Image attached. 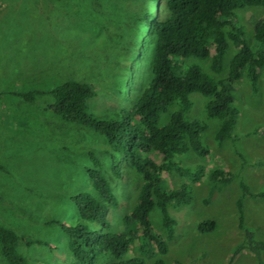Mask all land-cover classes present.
<instances>
[{
  "label": "rangeland",
  "instance_id": "rangeland-1",
  "mask_svg": "<svg viewBox=\"0 0 264 264\" xmlns=\"http://www.w3.org/2000/svg\"><path fill=\"white\" fill-rule=\"evenodd\" d=\"M108 4L109 0H0V226L21 238L17 252L26 264H77L69 252L65 232L49 223H76L78 212L71 198L77 194L90 193L101 199L87 173L90 154L100 160L101 171L107 174L119 201L118 208L108 209L110 231L127 233L134 229L127 228L124 219L136 204L142 178L127 169L124 154L115 151L99 133L57 116L50 94L56 87L75 80L92 86L95 95L87 101V113L95 117L109 119L132 108L149 81L148 64L138 54L135 71H140L139 76L136 79L134 71L125 79L126 90H118L122 75L117 69L119 75L114 73L115 61L108 64L105 57L115 50L116 29L112 24L117 23ZM150 8L153 11V4ZM236 14L233 23L245 32L251 46L264 9L247 7ZM144 34L148 36L146 31ZM235 53L230 43L219 73L211 70L210 60L191 58L185 66L198 65L205 75L218 81L226 77ZM29 94H33L32 101L21 97ZM231 94L238 112L236 125L231 137L222 142L215 138L221 129L220 121L210 118L205 109L209 98L197 93L190 96L193 107L187 118L206 124L201 142L210 155L200 157L187 151L176 156L177 163L199 171L184 177L173 170L162 175L164 191L187 185L192 197L190 206L169 208L176 226L168 253L156 256L148 245L147 253L141 257L138 241L132 243L124 259L140 256L143 264H153L157 257L167 264H229L243 240L237 206L241 184L248 188L243 201L246 227L254 239L264 242V69L256 88L244 78L232 87ZM169 116L162 115L159 126L167 125ZM154 157L160 163L161 158ZM114 160L120 169L118 179L111 171ZM217 170L230 174V182L214 185L210 172ZM198 176L201 180L195 182ZM150 221L154 231L165 236L157 207ZM205 221L215 222L214 231H198V224ZM25 240L43 245L28 246ZM262 257L264 260V253ZM111 261L110 257H99L97 264ZM0 264H7L1 254ZM233 264L258 262L244 253Z\"/></svg>",
  "mask_w": 264,
  "mask_h": 264
},
{
  "label": "trees",
  "instance_id": "trees-1",
  "mask_svg": "<svg viewBox=\"0 0 264 264\" xmlns=\"http://www.w3.org/2000/svg\"><path fill=\"white\" fill-rule=\"evenodd\" d=\"M150 4L154 6L153 11ZM109 6L114 12L111 16L117 21L112 24L116 29L115 50L112 53L110 50L105 57L108 64L115 61L117 65L113 64V71L118 74L117 69L122 75L118 79V90L121 93L126 90L125 79L135 71L138 54L141 53L148 64L146 73L149 81L132 108L109 119L95 117L87 113V101L95 95L92 86L75 80L56 87L50 94L55 100L52 110L57 116L64 122L99 133L115 151L124 154L127 169L142 178L136 204L124 219L126 227L130 229L134 226V229L127 233L110 231L108 209L118 208L119 201L95 154H90L91 164L87 173L93 190L101 199L94 198L90 193L77 194L71 198L78 212L76 223L64 226L51 222L49 225H58L65 232L69 252L77 264H97L99 257L112 259L103 264H143L141 257L147 253L148 245L156 256H165L169 251L168 243L175 237L176 226L169 208L190 206L192 203L187 185L164 191L162 175L173 170L184 177L199 171V168H183L177 163L176 156L187 151L191 150L200 157L210 155L208 147L201 142L206 124L187 118L193 107L190 96L197 93L209 98L205 109L210 118L220 121L221 129L215 138L222 142L231 137L236 125L238 112L234 107L232 87L244 78L252 88H256L259 82L261 69H264V17L254 28L251 46L245 32L233 23V19L237 18L236 11L240 9H264V0H109ZM125 39L130 43H126ZM230 43L236 48V53L225 78L216 81L205 75L198 65L185 66L191 58L210 60L211 70L222 72ZM138 72L134 74L136 79ZM32 95L21 97L32 101ZM164 114L170 116L168 124L161 127L159 122ZM156 155L161 158L160 163L156 161ZM111 171L115 179L121 176L115 160ZM231 178L230 174L219 170L210 172V181L216 186L229 183ZM200 180L201 176H198L194 181ZM240 187L238 228L243 240L233 252L229 264L244 253L255 257L258 264H264V242L254 239V234L245 224L243 201L248 195V188L245 184ZM155 207L161 212L165 236L157 234L150 221ZM197 228L203 234L210 233L215 229V222L205 221ZM20 240L12 230L0 226V254L7 264H26L17 252ZM138 241L137 250L141 257L124 259L132 243ZM24 242L28 246L43 245L38 241ZM153 264L167 263L157 257Z\"/></svg>",
  "mask_w": 264,
  "mask_h": 264
}]
</instances>
